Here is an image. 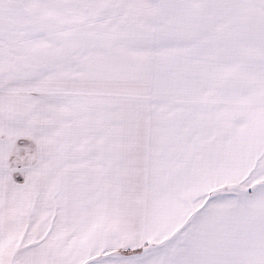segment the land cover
I'll return each instance as SVG.
<instances>
[{
    "label": "snow or ice",
    "instance_id": "obj_1",
    "mask_svg": "<svg viewBox=\"0 0 264 264\" xmlns=\"http://www.w3.org/2000/svg\"><path fill=\"white\" fill-rule=\"evenodd\" d=\"M0 264H264V0H0Z\"/></svg>",
    "mask_w": 264,
    "mask_h": 264
}]
</instances>
